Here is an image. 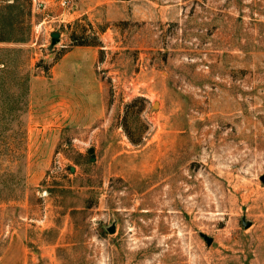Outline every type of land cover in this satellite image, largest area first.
<instances>
[{
    "label": "rangeland",
    "instance_id": "1",
    "mask_svg": "<svg viewBox=\"0 0 264 264\" xmlns=\"http://www.w3.org/2000/svg\"><path fill=\"white\" fill-rule=\"evenodd\" d=\"M0 264H264V0H0Z\"/></svg>",
    "mask_w": 264,
    "mask_h": 264
},
{
    "label": "crops",
    "instance_id": "2",
    "mask_svg": "<svg viewBox=\"0 0 264 264\" xmlns=\"http://www.w3.org/2000/svg\"><path fill=\"white\" fill-rule=\"evenodd\" d=\"M88 60L83 53L69 52L64 56L59 65V75L55 78V84L58 85L55 97L48 91L43 93L47 99V109L50 117L47 119L49 129L55 128H86L102 117V108L99 100H94L93 107L88 101L87 93L94 90L98 92L97 79L90 75V81L86 79L88 69ZM95 61V57H92ZM90 72V71H89ZM92 73V72H91ZM43 82L41 77H35L32 81L31 92L36 95L39 83ZM48 84L45 83L47 88ZM100 92V87H99ZM95 106V107H94Z\"/></svg>",
    "mask_w": 264,
    "mask_h": 264
},
{
    "label": "trees",
    "instance_id": "3",
    "mask_svg": "<svg viewBox=\"0 0 264 264\" xmlns=\"http://www.w3.org/2000/svg\"><path fill=\"white\" fill-rule=\"evenodd\" d=\"M78 46H93L91 43H81Z\"/></svg>",
    "mask_w": 264,
    "mask_h": 264
},
{
    "label": "water",
    "instance_id": "4",
    "mask_svg": "<svg viewBox=\"0 0 264 264\" xmlns=\"http://www.w3.org/2000/svg\"><path fill=\"white\" fill-rule=\"evenodd\" d=\"M56 37L54 38L55 41L53 43H56L57 40H59V35H55ZM156 105H158V103H156Z\"/></svg>",
    "mask_w": 264,
    "mask_h": 264
}]
</instances>
